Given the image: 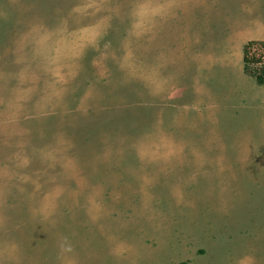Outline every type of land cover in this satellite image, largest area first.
Returning a JSON list of instances; mask_svg holds the SVG:
<instances>
[{
    "label": "rangeland",
    "instance_id": "374dc122",
    "mask_svg": "<svg viewBox=\"0 0 264 264\" xmlns=\"http://www.w3.org/2000/svg\"><path fill=\"white\" fill-rule=\"evenodd\" d=\"M250 42L264 0H0V264H264Z\"/></svg>",
    "mask_w": 264,
    "mask_h": 264
},
{
    "label": "trees",
    "instance_id": "16d2710c",
    "mask_svg": "<svg viewBox=\"0 0 264 264\" xmlns=\"http://www.w3.org/2000/svg\"><path fill=\"white\" fill-rule=\"evenodd\" d=\"M256 46L259 49V46L263 47V43L259 42H250L248 43L244 48V63H245V72L248 75H251L256 78L259 84H264V65H261L259 67V64L261 63V59L256 56L252 48ZM255 63L258 64L257 67L252 68L251 66Z\"/></svg>",
    "mask_w": 264,
    "mask_h": 264
}]
</instances>
